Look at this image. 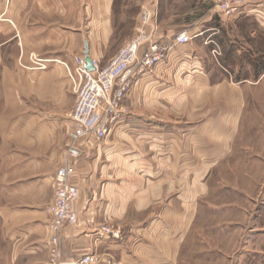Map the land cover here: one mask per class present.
<instances>
[{
  "label": "crops",
  "instance_id": "crops-1",
  "mask_svg": "<svg viewBox=\"0 0 264 264\" xmlns=\"http://www.w3.org/2000/svg\"><path fill=\"white\" fill-rule=\"evenodd\" d=\"M115 3L0 0V111L8 112L7 119H0V239L7 247L6 264H49L54 176L73 127L66 115L74 108V83L60 61L73 65L86 46L101 64L111 60L107 49L115 36L114 15L121 14ZM73 15L79 16L75 22ZM215 17L198 21L197 37L174 42L163 61L134 79L120 119L76 165L72 182L79 190L74 206L79 223L64 231V258L95 253L97 264L177 259L185 209L200 202L201 181L195 176L202 169L210 174L217 160L230 156L254 104L264 111V57L257 60L256 76L240 81L223 66L217 77L205 64L201 50H211L217 41ZM222 19L225 26L255 19L264 31V0L238 17ZM139 26L140 17L134 34ZM156 27L160 39L180 32ZM224 37L233 43L229 31ZM18 111L21 118L14 115ZM201 140L206 143L203 158ZM185 175L192 181H185ZM105 223L121 228L129 242L102 236Z\"/></svg>",
  "mask_w": 264,
  "mask_h": 264
},
{
  "label": "rangeland",
  "instance_id": "rangeland-1",
  "mask_svg": "<svg viewBox=\"0 0 264 264\" xmlns=\"http://www.w3.org/2000/svg\"><path fill=\"white\" fill-rule=\"evenodd\" d=\"M115 4L121 14L114 15L115 36L107 49L111 58L121 48L125 36L135 35L143 6L152 5L156 12L155 23L166 33L195 31L198 21L208 22L209 16L213 19L216 16L214 38L217 41L213 48L218 46L220 54L215 55L213 48L201 50L205 64L217 77L224 71L222 66L233 72L235 81L248 75L256 76L257 60L264 57V31L255 19L225 26L222 17L212 11V0H116ZM77 17L73 15L74 22ZM226 30L232 44L224 41ZM71 97L75 105L74 88ZM252 109L246 113L247 124L234 142L230 156L217 160L210 174L202 169L201 175L195 176L201 181L200 202L198 207H186L188 215L185 216L179 255L169 264H264V111H257L255 104ZM17 113L18 118L23 116L22 111L14 115ZM7 115L8 112L0 111V119ZM66 117L71 121V112ZM201 144L203 158L206 143L201 140ZM56 147L60 153L59 141ZM184 179L192 181V176L185 175ZM125 235L120 243L129 242ZM136 242L144 241L138 239ZM4 244L0 239V264L7 261ZM164 245L171 249L168 242Z\"/></svg>",
  "mask_w": 264,
  "mask_h": 264
},
{
  "label": "built area",
  "instance_id": "built-area-1",
  "mask_svg": "<svg viewBox=\"0 0 264 264\" xmlns=\"http://www.w3.org/2000/svg\"><path fill=\"white\" fill-rule=\"evenodd\" d=\"M212 11L222 17H238L248 9L257 8L261 0H212ZM251 11V10H250ZM155 8L143 6L140 26L107 64L92 58V68L84 54L74 57V64L60 61L66 67L74 83L76 100L71 112L72 130L61 165L54 176V196L49 205L51 220L49 237L46 240L49 264H97L99 256L86 253L77 258L66 259L63 255L62 237L67 226L79 223L75 202L79 190L72 182L76 165L88 153L92 142H100L112 130V126L122 116V103L134 79L147 69L163 61L174 42L186 44L199 35L198 31L184 30L172 37L156 38ZM215 55L219 47L213 48ZM40 67L44 61L34 58ZM59 61V60H57ZM102 236L120 243L124 240L121 228L105 223L99 229Z\"/></svg>",
  "mask_w": 264,
  "mask_h": 264
},
{
  "label": "water",
  "instance_id": "water-1",
  "mask_svg": "<svg viewBox=\"0 0 264 264\" xmlns=\"http://www.w3.org/2000/svg\"><path fill=\"white\" fill-rule=\"evenodd\" d=\"M85 56H86V59H87V62H88V67H89V68H92L93 60H92V57H91V55H90V53H89V48H88V46H86Z\"/></svg>",
  "mask_w": 264,
  "mask_h": 264
},
{
  "label": "trees",
  "instance_id": "trees-1",
  "mask_svg": "<svg viewBox=\"0 0 264 264\" xmlns=\"http://www.w3.org/2000/svg\"><path fill=\"white\" fill-rule=\"evenodd\" d=\"M264 66V65H263Z\"/></svg>",
  "mask_w": 264,
  "mask_h": 264
}]
</instances>
